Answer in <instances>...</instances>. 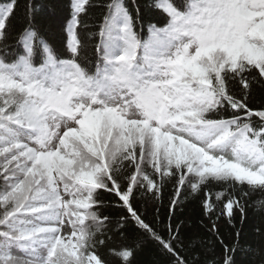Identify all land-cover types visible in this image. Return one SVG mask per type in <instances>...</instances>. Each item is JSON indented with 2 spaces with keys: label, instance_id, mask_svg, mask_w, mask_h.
Returning a JSON list of instances; mask_svg holds the SVG:
<instances>
[{
  "label": "snow or ice",
  "instance_id": "1",
  "mask_svg": "<svg viewBox=\"0 0 264 264\" xmlns=\"http://www.w3.org/2000/svg\"><path fill=\"white\" fill-rule=\"evenodd\" d=\"M94 6L67 0L58 44L44 5L0 2V264H237L218 221L253 194L264 241V0H149L147 39L109 0L95 62ZM188 200L212 245L175 222Z\"/></svg>",
  "mask_w": 264,
  "mask_h": 264
},
{
  "label": "trees",
  "instance_id": "2",
  "mask_svg": "<svg viewBox=\"0 0 264 264\" xmlns=\"http://www.w3.org/2000/svg\"><path fill=\"white\" fill-rule=\"evenodd\" d=\"M2 2V0H0ZM37 7L40 5L45 6V11L41 13L40 19L43 22V26L46 31H49L54 40L58 44L62 43L66 39L65 35V26L67 24V13L65 11V6L67 5V0H35ZM109 0H94V9L90 13L86 24L87 30L83 33V36L89 41L88 56L89 59L93 62L96 61V54L94 50V45L98 42V37L93 39L90 36V33L96 32L98 26L103 21V16L107 12L105 5ZM24 0H21L23 5ZM125 5L129 10L135 15L137 9H140V19L137 25V32L143 38H148V25L156 24L161 26V14L152 13L147 9V4L149 0H124ZM24 23V11L23 7L21 9L20 16L17 20V24ZM261 99H264V93L257 91L256 93V105H259ZM171 190V189H169ZM258 194H253L248 199V216L245 222L241 223L239 217L235 222V228L226 223L224 220L218 221L219 230L225 238V243H233L235 237V231L237 229L241 230L240 234V250L237 252V264H261V261L264 260V241L261 240L259 233L257 232L258 227L261 224V218L254 209H258L261 205L257 204ZM168 204L167 196L164 199V208H162V215L166 213V207ZM148 212L151 215L154 214V210L151 206L148 207ZM165 222H166V216ZM183 221L184 232L186 234L197 233L205 239V241L212 245L215 242L213 236L206 235L205 232L207 229L204 227V223L201 220L199 210L193 205L190 200L184 201L176 211V221L179 223ZM231 235L232 239H229ZM216 250L219 251L218 242L215 243ZM105 253L107 250H104ZM113 261V264H119V261H116L112 257H108ZM143 261H160L162 262L163 257L158 256L157 252L152 246L145 245V250L141 256Z\"/></svg>",
  "mask_w": 264,
  "mask_h": 264
}]
</instances>
